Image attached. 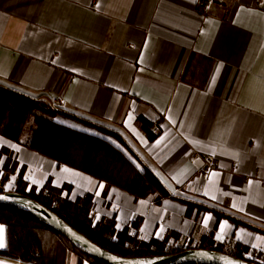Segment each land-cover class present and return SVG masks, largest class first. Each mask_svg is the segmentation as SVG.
Segmentation results:
<instances>
[{"label":"crops","instance_id":"obj_1","mask_svg":"<svg viewBox=\"0 0 264 264\" xmlns=\"http://www.w3.org/2000/svg\"><path fill=\"white\" fill-rule=\"evenodd\" d=\"M197 2L0 0V86L61 111L56 123L118 148L150 169L168 195L136 198L28 147V134L22 143L0 134L7 149L0 151V182L9 150L30 176L26 188L50 179L70 184L71 199L92 193L94 222L108 218L116 231L129 226L143 241L211 243L244 258L251 252L247 259L264 264V0H226L208 11ZM207 154L214 155L210 168ZM13 175L4 189H15ZM205 216L213 218L210 229ZM224 221L228 234L217 241ZM77 258L70 251L65 264Z\"/></svg>","mask_w":264,"mask_h":264},{"label":"trees","instance_id":"obj_2","mask_svg":"<svg viewBox=\"0 0 264 264\" xmlns=\"http://www.w3.org/2000/svg\"><path fill=\"white\" fill-rule=\"evenodd\" d=\"M57 113L62 112L52 109L42 100L0 86L1 135L22 143L23 135L28 134L29 138L25 142L28 147L58 162L97 176L108 184L121 187L136 198H144L156 193V201H158L161 197L168 195L161 181L150 169L145 166L139 169L118 148L103 139L56 123L53 118ZM113 134L119 139L116 133ZM0 151L5 152L7 149L2 148ZM17 165L14 153L8 150V158L3 166L5 175L0 182V192L4 191L3 182L9 174L16 171ZM26 185L23 179V167H21L17 175L15 191L37 200L62 217L78 232L119 255L129 257L159 255L193 247L178 245L168 249L167 238L143 241L129 233L131 228L129 226L116 231L112 220L108 218L94 222L93 194L85 193L71 199L68 195L71 189L70 184L65 183L61 187H56L48 179L39 191L34 186H31V191H27ZM64 190L67 191L65 196L62 195ZM0 222L6 225L7 242V247L0 250V254L35 264H65L67 253L71 251L77 254V264H82L84 260L88 264H109L82 252L63 234L12 205L0 204ZM131 226L136 227L137 224L133 222ZM195 248L221 250L255 261L244 258L242 253L228 251L211 243L201 244Z\"/></svg>","mask_w":264,"mask_h":264},{"label":"water","instance_id":"obj_3","mask_svg":"<svg viewBox=\"0 0 264 264\" xmlns=\"http://www.w3.org/2000/svg\"><path fill=\"white\" fill-rule=\"evenodd\" d=\"M0 195L9 197V200L0 201V204L12 205L18 209L36 217L39 221L46 223L56 231L63 234L67 239L82 252L108 262L109 264H182L186 262L200 264H260L256 261L246 260L231 253L209 248H186L174 253L159 255L122 256L114 253L99 244L95 243L87 236L78 232L62 217L50 210L30 196L15 190L0 192ZM27 202V206H25ZM112 257L116 259L113 260Z\"/></svg>","mask_w":264,"mask_h":264},{"label":"snow or ice","instance_id":"obj_4","mask_svg":"<svg viewBox=\"0 0 264 264\" xmlns=\"http://www.w3.org/2000/svg\"><path fill=\"white\" fill-rule=\"evenodd\" d=\"M133 115H134V113H129V114H128V119L125 120V125H126V126L131 127V125L128 124V120H130V119L133 117ZM168 119H169V122H170L171 124H176V121L171 120L170 117H169ZM160 127H165V126H164V125H160ZM133 131H135V130L133 129ZM164 138H165L164 136H160V138L156 141V144L158 145L162 140H164ZM5 143H6V142H5ZM113 143H114V142H113ZM117 146H118V145H117ZM11 147L14 148L16 151H19V149L16 147L15 144H12ZM118 147H119V146H118ZM16 171L19 172V169H16ZM0 175H2V173H0ZM11 179H12L13 181H15V180L17 179V177H16L15 175H13V176L11 177ZM23 179H24L25 181H28V180H30V176H29V175H25V176L23 177ZM209 180H211V177H209ZM32 183H35V181H33ZM249 183L251 184L252 182L250 181ZM100 187H101V189H102V188H103V185L101 184ZM26 190H27V191H31V190H32L31 185H29V187L26 188ZM4 191L7 192V191H8V187H5ZM37 191H39V188L37 189ZM174 194L179 195V193H174ZM205 194L207 195V193H205ZM95 195H96L97 197H99V196H100V191L95 192ZM225 195H227V193H225ZM9 199H10V198L7 197V196L0 195V201H5V200H9ZM167 203H168V202L165 201V204H167ZM25 206H27V202H25ZM113 207H115V205H114ZM233 207H235V205H233ZM98 218H99V217L97 216V219H98ZM212 219H213V218H212L211 216H205V217H204L205 226H206V227H209V229H210V225L208 224V221H211ZM226 224H227L226 221L220 223V225H219V229H220V231H219V232L216 234V236H215V239H216L217 241H223V240L226 238V235L228 234V233H225V226H226ZM117 228H119V224H117ZM230 231H231V228H229V232H230ZM243 231H244L243 229H240V230H238V231L236 232V240H237V241H239V240L241 239V235H240V233L243 232ZM5 233H6V228H5V226H4V225H0V249H5V248L7 247L6 239H5ZM249 235H251V234L249 233ZM156 236H157V238L163 239L162 231L157 232V233H156ZM141 239H144V237H141ZM245 243H247V241H245ZM252 248L255 249V248H256V245L253 244V245H252ZM251 256H252V253H251V252L245 254V257H246V258H250ZM112 259L115 260L116 258H115V257H112ZM0 264H5V261L0 260ZM142 264H150V262H142ZM234 264H239V262H234Z\"/></svg>","mask_w":264,"mask_h":264},{"label":"built area","instance_id":"obj_5","mask_svg":"<svg viewBox=\"0 0 264 264\" xmlns=\"http://www.w3.org/2000/svg\"><path fill=\"white\" fill-rule=\"evenodd\" d=\"M226 0H198L197 7L202 11H208L212 7H221ZM206 164L207 167L210 168L214 164V155L207 154L206 155Z\"/></svg>","mask_w":264,"mask_h":264},{"label":"rangeland","instance_id":"obj_6","mask_svg":"<svg viewBox=\"0 0 264 264\" xmlns=\"http://www.w3.org/2000/svg\"><path fill=\"white\" fill-rule=\"evenodd\" d=\"M24 139H26L27 140V138H24ZM178 245H192V243H190V242H187L186 244L185 243H182V244H169V245H167L168 247V249H172V248H174L175 246H178Z\"/></svg>","mask_w":264,"mask_h":264}]
</instances>
